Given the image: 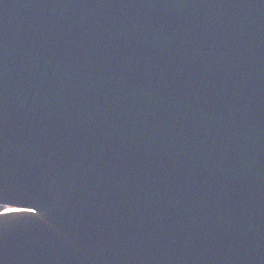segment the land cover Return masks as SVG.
Returning a JSON list of instances; mask_svg holds the SVG:
<instances>
[{
	"label": "water",
	"instance_id": "95a60500",
	"mask_svg": "<svg viewBox=\"0 0 264 264\" xmlns=\"http://www.w3.org/2000/svg\"><path fill=\"white\" fill-rule=\"evenodd\" d=\"M0 205V264H264V0H0Z\"/></svg>",
	"mask_w": 264,
	"mask_h": 264
},
{
	"label": "trees",
	"instance_id": "16d2710c",
	"mask_svg": "<svg viewBox=\"0 0 264 264\" xmlns=\"http://www.w3.org/2000/svg\"><path fill=\"white\" fill-rule=\"evenodd\" d=\"M5 208V206L0 205V211L4 210Z\"/></svg>",
	"mask_w": 264,
	"mask_h": 264
},
{
	"label": "snow or ice",
	"instance_id": "6c2138e0",
	"mask_svg": "<svg viewBox=\"0 0 264 264\" xmlns=\"http://www.w3.org/2000/svg\"><path fill=\"white\" fill-rule=\"evenodd\" d=\"M7 211V210H6Z\"/></svg>",
	"mask_w": 264,
	"mask_h": 264
}]
</instances>
